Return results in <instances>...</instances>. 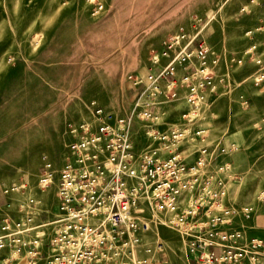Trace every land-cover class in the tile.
Returning a JSON list of instances; mask_svg holds the SVG:
<instances>
[{"label":"built area","instance_id":"built-area-1","mask_svg":"<svg viewBox=\"0 0 264 264\" xmlns=\"http://www.w3.org/2000/svg\"><path fill=\"white\" fill-rule=\"evenodd\" d=\"M213 56L202 28L172 35L150 57L146 77L132 80L142 89L129 117L96 107L90 119L69 127L72 141L57 181L49 164L37 180L42 190L56 182V213L36 223L34 198L0 210V264H168L146 258L152 249L145 237L159 226L178 233L190 253H200L195 264H264L253 251L261 242L241 246L238 233L224 231L236 216L228 204L233 171L218 160L227 149L209 145V131L200 124L204 91L214 93L206 67ZM187 66L192 70L176 80ZM175 102L185 110L167 127V112L157 109ZM133 127L145 141L140 151Z\"/></svg>","mask_w":264,"mask_h":264},{"label":"rangeland","instance_id":"rangeland-1","mask_svg":"<svg viewBox=\"0 0 264 264\" xmlns=\"http://www.w3.org/2000/svg\"><path fill=\"white\" fill-rule=\"evenodd\" d=\"M120 1L0 0V186L10 189L24 184V189L10 192L8 197L15 206L34 198L38 203L32 214L38 224L56 213L57 190L56 182L45 190L39 188L38 153L21 152L30 142L23 135V125L34 115L31 110L36 105L35 98L29 95L33 82L29 83V76L24 75V62L62 17L79 15L100 21L106 14L109 16L111 7L124 4V0ZM198 28H202V38L214 52L206 64L214 93L204 91L207 103L201 111L200 124L209 131V145L227 149V154L218 160L229 163L233 171L228 204L237 216H243L249 209L264 208V0H228L207 24L203 22ZM142 59L145 61L146 56ZM95 60L98 80L103 76L104 60H109ZM193 64L198 67L196 61ZM99 91L97 84V94ZM169 110L174 118L166 123L172 127L179 123L176 115L185 106L176 103L169 105ZM9 164L20 168H9ZM4 199L0 194V204ZM156 237L164 242L165 252L174 264H186L190 257L191 264H195L200 255L190 253L181 236L165 226L158 227Z\"/></svg>","mask_w":264,"mask_h":264},{"label":"crops","instance_id":"crops-1","mask_svg":"<svg viewBox=\"0 0 264 264\" xmlns=\"http://www.w3.org/2000/svg\"><path fill=\"white\" fill-rule=\"evenodd\" d=\"M227 1L124 0L121 6L111 7L107 12L109 16L106 14L100 21L79 15L71 19L62 17L35 53L24 62V75L29 76V83L33 82L29 85V95L35 98L36 105L31 110L34 115L23 125V135L29 137L30 142L21 152L38 153L37 167L41 169L49 164L56 176L69 153L72 141L67 133L69 127L90 119L96 107L118 117H129L134 99L142 89V86H134L132 80L146 77L150 57L154 53L160 54L172 35L182 31L195 33L197 26L203 22L207 24ZM96 57L109 60L107 63L104 60L103 76L98 80ZM166 61L164 59L162 63ZM191 70V66L178 69L175 79L179 80ZM170 80L167 78L165 82ZM176 103L185 106L183 102L164 103L157 111H166V121H170L174 115L169 105ZM165 129L161 126V130ZM132 132L136 150L140 151L145 141L136 127ZM13 134L5 133L7 136ZM7 167L20 168L16 164ZM4 189L0 186V194L5 198L0 210L6 211L8 204L12 210L15 203L3 195ZM157 230L155 227L145 237L144 243L152 249V254L146 258L153 261L165 259L168 264H174L165 252L164 242L156 237ZM224 231L238 233L241 246L250 245L252 241L261 242V247L253 251L260 253L261 261H264V208L253 209L247 216L236 215ZM157 244L162 245L160 249ZM191 259H187L186 264H191Z\"/></svg>","mask_w":264,"mask_h":264}]
</instances>
